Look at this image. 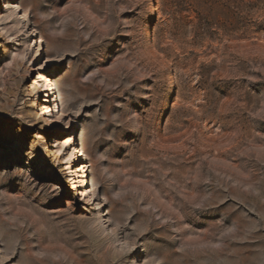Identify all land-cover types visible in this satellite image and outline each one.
<instances>
[{"label": "rangeland", "instance_id": "1", "mask_svg": "<svg viewBox=\"0 0 264 264\" xmlns=\"http://www.w3.org/2000/svg\"><path fill=\"white\" fill-rule=\"evenodd\" d=\"M0 264H264V0H0Z\"/></svg>", "mask_w": 264, "mask_h": 264}]
</instances>
